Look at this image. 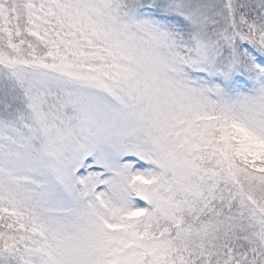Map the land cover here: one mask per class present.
Segmentation results:
<instances>
[{
  "label": "snow or ice",
  "instance_id": "1",
  "mask_svg": "<svg viewBox=\"0 0 264 264\" xmlns=\"http://www.w3.org/2000/svg\"><path fill=\"white\" fill-rule=\"evenodd\" d=\"M0 264H264V0H0Z\"/></svg>",
  "mask_w": 264,
  "mask_h": 264
}]
</instances>
